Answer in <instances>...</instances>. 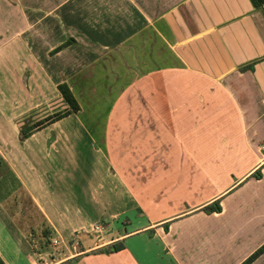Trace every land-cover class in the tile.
Instances as JSON below:
<instances>
[{
  "label": "crops",
  "instance_id": "1",
  "mask_svg": "<svg viewBox=\"0 0 264 264\" xmlns=\"http://www.w3.org/2000/svg\"><path fill=\"white\" fill-rule=\"evenodd\" d=\"M101 69L119 90L89 126L80 96ZM61 82L79 112L24 137ZM218 197L222 211L201 209ZM94 222L102 238L78 232ZM263 243L264 6L0 0L4 264H42L36 251L48 264H242Z\"/></svg>",
  "mask_w": 264,
  "mask_h": 264
},
{
  "label": "rangeland",
  "instance_id": "2",
  "mask_svg": "<svg viewBox=\"0 0 264 264\" xmlns=\"http://www.w3.org/2000/svg\"><path fill=\"white\" fill-rule=\"evenodd\" d=\"M100 1H102V0H100ZM64 45H65V42H63L59 45L57 44L54 48V51H56L59 46L63 47ZM103 72H105V71L102 69L99 70V73L101 74V80H98L99 83H96L97 90L91 94L86 92V93H84L83 96H80L81 101H82L81 102L82 110H83L82 118L86 122V124L89 126L93 124V116L95 113H98V115H100L102 117H104L106 115V111L108 110L109 107L112 106L111 102H112L113 97L115 96V94L119 90V86L118 87L116 86L117 80H114V78H108V77L105 78ZM110 72H111L110 74H113L115 71L112 70ZM118 72H120V71H118ZM62 101L63 100H59L58 98L57 99L53 98V100L51 102L46 103L40 107H37L35 109V111H32L31 116L29 118L31 119V121L38 120V119H41V118H43L49 114L56 112V111H60V110L64 109L66 106H65V103H62ZM101 120H103V119H101ZM207 190H208L207 188L197 190V192H199L197 196H199L203 192H207ZM203 196H206V194H204ZM201 197H199V198H201ZM231 209H232V206L229 208L227 216H230L232 214V213H230ZM235 217H236V215H233L232 219L235 220ZM23 219H25V221L29 225L31 224L30 221L33 222V218H31V220H29L25 216V217H23ZM210 221H211V226L214 223L220 222L219 219H215V218L210 219ZM262 222H263V218L260 219V223H262ZM32 231H33L32 234L35 235L36 230L33 229ZM137 249L139 250L138 247H137ZM139 254H141V256H142L141 252H139Z\"/></svg>",
  "mask_w": 264,
  "mask_h": 264
},
{
  "label": "trees",
  "instance_id": "3",
  "mask_svg": "<svg viewBox=\"0 0 264 264\" xmlns=\"http://www.w3.org/2000/svg\"><path fill=\"white\" fill-rule=\"evenodd\" d=\"M253 5L256 8H263L264 6V0H251ZM66 45V43H65ZM61 46L58 47V49H60ZM62 48V47H61ZM57 49V50H58ZM255 62V61H254ZM254 62L251 63H247L244 65H241L240 68L241 69H246V68H250L253 69L254 67ZM58 89L61 92L63 101L65 103V108L60 110V111H56L52 114H49L41 119L38 120H34V121H30L28 120L27 122H25V124L22 127V133L24 135V137H27L31 134V132L35 129H38L42 126H45L47 124H50L60 118H63L71 113H77L79 112V110L81 109V105L76 97V95L74 94L73 90L71 89V87L69 86L68 83L66 82H61L58 84ZM252 175L258 179H260L262 177V172L260 168H257ZM202 210H204L207 213H213V212H220L222 211V204H221V197L216 198L215 200L209 202L208 204L204 205L202 208ZM169 224L165 225V229H168ZM48 236V235H46ZM49 237V236H48ZM49 242V240L47 241ZM51 242V239H50ZM40 247V246H39ZM121 248V246L119 245H113L111 246L109 249H107L106 251L111 252V251H115V250H119ZM41 249V247H40ZM264 251V243L257 248L249 257H247L242 264H249L251 261H253L259 254H261ZM0 264H4V260L0 255Z\"/></svg>",
  "mask_w": 264,
  "mask_h": 264
},
{
  "label": "built area",
  "instance_id": "4",
  "mask_svg": "<svg viewBox=\"0 0 264 264\" xmlns=\"http://www.w3.org/2000/svg\"><path fill=\"white\" fill-rule=\"evenodd\" d=\"M80 231H87V232L93 233L96 235V237L98 239H100V238H102L103 233L105 231H107V228L102 222H94L91 224L89 229L81 228L78 230V232H80ZM53 244H54V246L59 245L60 241L58 239H54ZM36 254L39 256L40 260H42V264H48V263H46V261H44V259H43L44 257H43L42 252L36 251Z\"/></svg>",
  "mask_w": 264,
  "mask_h": 264
}]
</instances>
